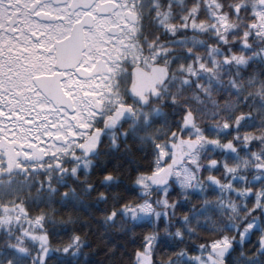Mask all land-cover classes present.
Listing matches in <instances>:
<instances>
[{
	"label": "trees",
	"instance_id": "obj_1",
	"mask_svg": "<svg viewBox=\"0 0 264 264\" xmlns=\"http://www.w3.org/2000/svg\"><path fill=\"white\" fill-rule=\"evenodd\" d=\"M136 6L140 48L169 69L160 99L103 136L86 169L71 156L0 161V264H208L226 243L227 264H264V0ZM185 139L198 148L187 182L140 186L160 147Z\"/></svg>",
	"mask_w": 264,
	"mask_h": 264
},
{
	"label": "rangeland",
	"instance_id": "obj_2",
	"mask_svg": "<svg viewBox=\"0 0 264 264\" xmlns=\"http://www.w3.org/2000/svg\"><path fill=\"white\" fill-rule=\"evenodd\" d=\"M108 1L111 0H92V4L97 5L96 7L99 10L106 6L107 4L105 3ZM112 3L116 5L117 9L111 15L100 17L95 25V30H93L91 35L90 33L88 35L91 44L87 54L88 66L92 65L95 59L99 61L106 58L110 75L102 77V80L96 82L81 83L79 85L70 82L67 85L68 93L71 95L72 100H77V103L75 102L76 105L74 104L76 109L74 114L68 115L59 109L53 108L48 100L26 84L25 86L23 85L22 92H28V95L22 104L13 103L11 107L0 105V161L6 166L13 169L14 164L16 165L20 157L22 159L28 158L29 153L21 150V152H17L15 148L19 150L21 147H27L30 144H33V146L38 145V151H44L48 156L72 155L75 151L77 152L81 149H84L87 153L94 146V143L84 140L82 144L87 143L86 147L80 149L77 147L80 139L86 137V133H80L79 129L86 128L88 129L87 131H90L95 119L100 116L94 111L92 99L96 97L98 106L105 110L116 105L117 101H123L125 98L124 90L125 88L127 90V87L130 86V82L127 80L128 69L130 70L133 66L140 65V57L138 55V49L141 46L138 41V38H140V15L136 0H113ZM124 14L132 15L136 24L127 22ZM113 26L119 27L120 34L114 36V38L108 37ZM150 57L152 64L156 63L154 62L155 60L159 63V58L154 54ZM119 74L123 75L120 80L117 79ZM13 75L14 73H11L10 70L0 69V95L3 99L8 98L7 95H11L13 92L9 90L13 88ZM25 76L28 75L25 74ZM156 111L158 110H155L154 114L157 113ZM136 112L131 111V114ZM147 114L145 112L137 113L135 116H148ZM14 116L22 121L17 126H15V121L13 120ZM88 119H90V122H87ZM46 137L55 139L63 137L66 142L59 145L52 141L46 143L44 140ZM185 140V143L178 141L171 147L166 145L160 147L161 155L165 159L164 162L169 163L167 165L169 169L159 174L164 168L160 159L157 174L141 178L140 186L147 187L146 189L149 190L158 184L156 187L164 190L166 183H168L167 179L173 177L178 180V176H181V179L187 182L191 175L189 163L195 161L198 148H195L191 140ZM193 141L199 143V146L203 144V139L199 133H196ZM175 152L179 153L178 157L175 156ZM82 156L83 154L78 156L73 154L71 158L76 159L73 161H78ZM172 173L173 176L170 177ZM150 211V208H147L145 212L140 213V217L143 220L149 219ZM146 257L147 255H143L138 264H149L150 261L146 260ZM199 264H205V262L199 261Z\"/></svg>",
	"mask_w": 264,
	"mask_h": 264
},
{
	"label": "flooded vegetation",
	"instance_id": "obj_3",
	"mask_svg": "<svg viewBox=\"0 0 264 264\" xmlns=\"http://www.w3.org/2000/svg\"><path fill=\"white\" fill-rule=\"evenodd\" d=\"M112 1L106 2L107 5L99 10L97 5L92 4V0H11V9L0 7V69L10 70L11 73H14V77H12L13 88L9 89L13 92L10 91L12 92L11 95H7L8 98L5 99L0 95V105L11 107L13 103L22 104L28 95V92H22V87L25 84L34 89L40 96L41 92L37 84L43 83L42 85L47 88L57 87L59 84L65 92L64 94L71 97L67 86L70 82L75 85L91 83L110 75L106 58L99 61L95 59L93 64L88 66L87 54L91 44L88 35L89 33L91 35L95 30L98 19L103 15H111L117 9ZM78 24L85 26L80 27ZM133 24L136 22L134 21ZM121 27L123 26L121 25ZM116 28L119 35V27L116 26ZM76 29L80 31L77 33L78 37L82 34L81 41L80 38L73 37V31ZM79 47L83 48V52L78 60L79 54H75V51ZM138 55L140 57V65L138 66L148 72L153 65L150 61V56L153 53L145 54L140 48ZM77 60V66H72ZM154 62L157 63L156 60ZM70 66L71 69H68ZM122 78L123 75L120 74L117 77L119 80ZM124 97L126 98V88ZM125 98L123 101L118 99L120 102L117 101L116 105L106 110L98 106L96 97L92 99L94 111L100 116L95 119L90 131H85L83 128L79 129L82 134L86 133V137L80 139L79 144H77L79 149L86 147L87 143L82 144L84 140L96 145L98 138L122 131L132 116L131 111L143 113L141 109L136 107V104ZM58 109L68 114L65 108ZM126 109H128V115L118 123V129L111 134H105L103 132L104 121L110 118L114 119L117 112ZM44 140L46 143L51 141L56 143L58 139L46 137ZM60 140H62L61 144L66 142L64 138ZM29 147L21 148L29 149L30 161L33 160L34 155L44 156L47 154L44 151H38V145H30ZM94 150L93 146L87 153L84 149L75 151L73 154H83L80 160L75 161V167L88 168L92 166L93 162L89 157L92 156ZM178 155L179 153H176V157ZM62 156L64 155H53L52 157L60 158Z\"/></svg>",
	"mask_w": 264,
	"mask_h": 264
},
{
	"label": "water",
	"instance_id": "obj_4",
	"mask_svg": "<svg viewBox=\"0 0 264 264\" xmlns=\"http://www.w3.org/2000/svg\"><path fill=\"white\" fill-rule=\"evenodd\" d=\"M78 26L84 27L85 25L78 24ZM79 32L80 31L77 29L74 30L73 37H75L76 39L80 38L81 41L82 34H80V37L77 36V33ZM116 33L117 31L115 30L113 34ZM82 51V47H79L75 51V54H79L78 60L80 59ZM78 60L72 66H77ZM68 69H71V66ZM168 78L169 74L166 68L159 65L151 67L149 73H146L140 67L133 68L131 71V85L129 89L130 99L137 102L142 108L148 107L149 101L146 96L150 95L152 101H157L161 95V93L158 91V88L163 87ZM42 84H37V87L41 90L42 94L54 104L55 107H66L69 109L70 112L72 111L71 104L69 103L67 98H65L59 84L57 87L52 88H47ZM127 111L128 110L120 111L116 114L115 119L106 120L104 124V130L107 132L115 130L117 128V122L125 118V116L127 115ZM242 121L243 117H238L236 120V125H240ZM233 250V244L216 246L210 249L211 255L206 256V259L209 264H225L224 253L227 252V259L229 255L233 252ZM18 254L20 255L22 254V252L19 251Z\"/></svg>",
	"mask_w": 264,
	"mask_h": 264
},
{
	"label": "snow or ice",
	"instance_id": "obj_5",
	"mask_svg": "<svg viewBox=\"0 0 264 264\" xmlns=\"http://www.w3.org/2000/svg\"><path fill=\"white\" fill-rule=\"evenodd\" d=\"M0 7L2 8H8V9H11V0H0ZM250 118V117H249ZM67 195V194H65ZM262 201H264V197H261L260 198ZM258 209L254 208L253 211H257ZM116 215L115 212L111 213L109 218H114ZM78 239V238H77ZM145 243L147 244L148 241L146 240ZM211 243V242H209ZM68 249H65V251H67ZM181 256L183 255L182 253L180 254ZM226 257H227V252L224 253V261H225V264H227V260H226ZM191 254H189V259H191ZM153 264H155V261H153ZM169 264H171V262H169ZM178 264H182V260L180 262H178Z\"/></svg>",
	"mask_w": 264,
	"mask_h": 264
}]
</instances>
